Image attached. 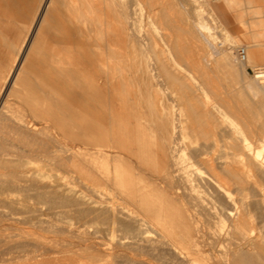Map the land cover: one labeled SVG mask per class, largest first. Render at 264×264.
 <instances>
[{
  "label": "bare ground",
  "instance_id": "6f19581e",
  "mask_svg": "<svg viewBox=\"0 0 264 264\" xmlns=\"http://www.w3.org/2000/svg\"><path fill=\"white\" fill-rule=\"evenodd\" d=\"M5 1L25 36L0 88V264H264V85L229 62L240 23L214 27L196 0H162L156 15L145 0L144 16L140 0ZM223 5L260 17L249 2ZM138 49L151 62L148 113L129 126L109 92L95 94L122 62L143 61ZM207 51L224 92L181 71ZM21 81L26 111L5 112Z\"/></svg>",
  "mask_w": 264,
  "mask_h": 264
},
{
  "label": "rangeland",
  "instance_id": "374dc122",
  "mask_svg": "<svg viewBox=\"0 0 264 264\" xmlns=\"http://www.w3.org/2000/svg\"><path fill=\"white\" fill-rule=\"evenodd\" d=\"M4 1L5 0H0V7L5 6ZM155 1H156L155 5L153 6V8H151L152 10L154 9L152 12L155 15L157 14L156 12H158V13L164 12V8H163L164 6L161 5L162 0H155ZM189 1H193V0H189ZM250 1L255 8H261V9L264 8V0H250ZM12 2H13V0H11V4H12ZM238 2L240 5H242L245 2H249V0H238ZM173 4H175V3H173ZM190 4L200 7L201 15L203 14L205 21L208 20V17H209L208 23H210L211 18L215 19L216 22H214L213 25H214V27L217 26L216 28H218V29H220L219 28L220 25H221V28H225V29L228 28L229 29L233 26H236V24L240 23L239 28L241 29L240 31L242 32V34L238 38V40L236 39V40L232 41L231 49H230L231 57H230L229 62L233 68L241 71L246 82L252 81L253 80L252 79L253 69L261 67L264 65V40L259 41L258 44H256V46H255V44H253V42L251 43V41H252L251 40V36H252L251 32L256 31V29H255L256 27L250 28L249 26H247V23L256 24L255 21L258 19L257 22H260L262 27L261 26H259V28L257 27V31L258 30L261 31V29L263 28V20L261 19V16H262L261 12L259 10H257V11H259L261 16L258 17L256 20H253L252 19L253 16H251V18L250 17L249 18L248 17H245V18L240 17V15H242V13L238 9L228 11L225 8V6L223 5V0H206V1L205 0H196L195 2L194 1L192 3L190 2ZM16 5H19L21 7L22 6L25 7L24 1L20 2L18 0L16 2ZM137 5H138V7H137L138 11L141 10L138 12V14L141 12L140 14L144 16L146 14V12L149 11L148 7L146 6L145 0H140V3H138ZM177 8L178 7L175 6L174 9L172 10L173 12L169 11V14L175 16V12H176L175 9H177ZM26 9H27V6H26ZM254 10H256V9H254ZM3 12H4V10L0 12V73L6 72L7 68L9 67L10 62L13 59L15 51L18 48L20 40H18L19 36H17L18 33H17V30H15V27L21 26V24L16 23L14 20H13L14 21L13 22V21H10L9 19H6V15ZM9 23H10V25H9ZM144 27L147 28L146 25H144ZM160 29L162 31V27H159L158 25L156 26V24H155L154 27H152L150 29V31L155 34L157 32L159 33ZM14 30H15V32H14ZM176 32H178V30ZM180 33L182 34V32L179 31V34ZM108 34L110 35L111 31H109ZM181 36L184 37V35H181ZM110 44L112 45L113 43H110ZM239 47H245L246 51H247V63L245 66L237 65L238 63L236 64L237 61H236L235 51ZM202 52H204V51H202ZM207 52L205 54V57H206L204 60L205 62L203 61V63H202L203 66L206 64V62H209V61H210V63H207V64L208 65L210 64V66L213 64L212 63L213 61H214V63L217 60L219 61L217 54L215 55V53H212L211 51H207ZM209 53H210V55L211 54L212 55L208 56ZM138 54L142 55L143 61L141 63H139L140 56L136 57L132 61L122 62L121 67H120V73L113 72L110 75L109 79L104 77L105 79L102 78L98 81L100 85L104 84V88L102 86L101 88H103L102 89L103 91L102 90L99 91V89H100L99 88L95 94V97H98V99H96V100L100 99L103 102V100H104L103 97H106L105 95H107V92H109L111 94V97H112V109H113V113L115 114L114 117L116 118V121L118 119L119 120L124 119V121L129 126L131 123H133L135 121L136 117H142L143 114L146 113V115H147V113H148L145 105L147 104L149 99L147 97V93L144 92V87L146 86V79H147L146 77L150 73L151 62L148 61L149 56L147 54V51L138 49ZM203 54L204 53L201 54V51H199L198 57H200V55H202V57H203L204 56ZM198 57L196 56V58H198ZM194 58L195 57H193L191 60H187L186 63L181 62L183 65L181 67L182 73L188 79H190V78L191 79H207L208 78L209 80H211L213 82V85L215 86L216 89H218L221 92H224L221 81H222V79H227V77L222 76L221 74L217 73V69H216L217 65H215L216 67L213 65V66H211V68H208V65H205L208 68V70L211 69L208 71V70H205L202 65L201 66L196 65L194 61L197 59H194ZM200 70H201V72H200ZM203 72H204V75L202 76ZM90 74H89V78L93 79L94 75L91 76L92 74L91 75ZM156 79H158V77ZM159 79H162V78L159 77ZM25 81L26 82L28 81L29 84L31 82L33 87L36 88L37 93L40 94L41 90L43 89V87H42L43 85L41 83L39 84L37 82V78L34 75L29 76V78L26 79ZM106 81H107V83H106ZM12 82L14 83V79H12ZM23 82L24 81H21L20 85H21L22 92L25 94H23L20 91V94L23 95V96H21L22 99H19L20 96H19V98L13 97L12 99L14 101L11 99V97H9V99L7 98L6 100H9V101L8 102L6 101L8 104V105H6V107L8 106V108H6L4 110L5 112H6V110L7 111L17 110V112H20V111L25 112L26 111V106H27L26 103L27 102L25 103L24 100L27 99L25 97L30 98V96H26V95H30V92L27 89L29 84L23 83ZM39 82H40V80H39ZM144 83H145V85H144ZM25 85H27V86L25 87ZM2 86L0 88L3 90ZM106 86H107V88H106ZM1 89H0V92L2 91ZM38 89H40V90H38ZM96 95H98V96H96ZM93 96H94V94H93ZM23 97H24V100H23ZM96 100H95V102H96ZM235 100L236 99L232 95L228 99V101H231V102H234ZM15 101H17V102H15ZM100 102L99 103H98V101L96 102V103H98L97 106L100 105ZM96 103H95V106H96ZM10 105H11V107H10ZM19 108H21L23 110H21ZM99 108H100V106L98 107V109ZM100 110H101V108L98 111H100ZM43 123H45V122L41 123L42 126L43 127H44V125L46 126V123L45 124H43ZM246 134H247V132H246Z\"/></svg>",
  "mask_w": 264,
  "mask_h": 264
},
{
  "label": "crops",
  "instance_id": "0c3cea01",
  "mask_svg": "<svg viewBox=\"0 0 264 264\" xmlns=\"http://www.w3.org/2000/svg\"><path fill=\"white\" fill-rule=\"evenodd\" d=\"M18 0H13V2H12V5H15V6H19V5H16V2H17ZM20 2H23L24 1V3L27 5V1L28 0H19ZM5 2V6L4 7H0V12L1 11H3V10H5V7H6V1H4ZM249 2H250V4H251V7H252V9H253V12H255V11H257V10H259L260 12H261V14H262V16H261V19L263 20V28L261 29V33H262V31H263V34H264V8L263 9H261V8H255L253 5H252V3H251V1L249 0ZM20 7V6H19ZM21 9L22 10H24V8L23 7H21ZM254 9H256V10H254ZM25 10H26V8H25ZM4 13V12H3ZM7 18L6 19H9L10 21H13L14 20V18H10L9 16H6ZM14 21H16V23H19L17 20H14ZM13 21V22H14ZM20 24V23H19ZM9 25H10V23H9ZM12 25V24H11ZM22 26V25H21ZM21 26H17V27H15V30H17V33H18V35L17 36H19V38H18V40H20L19 42V44H22V40H24V32H25V30H23L22 28H21ZM20 27V28H19ZM15 30H14V32H15ZM23 32V33H22ZM21 45H18V48H17V50L19 49V47H20ZM17 50L15 51V53H14V56H13V59L15 58V55H16V53H17ZM12 59V58H11ZM12 63H13V61H11L10 62V64H9V67L7 68V70H6V72L5 73H0V87L2 86V84H3V82L5 81V78H6V76H7V73L9 72V70H10V67H11V65H12ZM23 68V67H22ZM21 70H23V69H21ZM21 71H19V73H20ZM6 75V76H5ZM25 78H29V75L27 76V74H25Z\"/></svg>",
  "mask_w": 264,
  "mask_h": 264
},
{
  "label": "built area",
  "instance_id": "2783aa9c",
  "mask_svg": "<svg viewBox=\"0 0 264 264\" xmlns=\"http://www.w3.org/2000/svg\"><path fill=\"white\" fill-rule=\"evenodd\" d=\"M237 56L239 58V60L244 63L246 62V52L245 49L240 47L237 49ZM253 76L255 77V79H257L259 82H261L264 85V65L261 68H255L252 71Z\"/></svg>",
  "mask_w": 264,
  "mask_h": 264
}]
</instances>
